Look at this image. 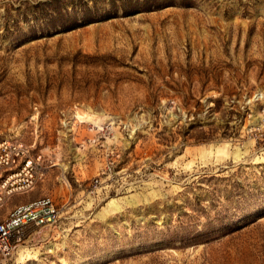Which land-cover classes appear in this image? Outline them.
Masks as SVG:
<instances>
[{"label": "rangeland", "instance_id": "1", "mask_svg": "<svg viewBox=\"0 0 264 264\" xmlns=\"http://www.w3.org/2000/svg\"><path fill=\"white\" fill-rule=\"evenodd\" d=\"M50 195L0 264H264V0H0V140Z\"/></svg>", "mask_w": 264, "mask_h": 264}, {"label": "built area", "instance_id": "2", "mask_svg": "<svg viewBox=\"0 0 264 264\" xmlns=\"http://www.w3.org/2000/svg\"><path fill=\"white\" fill-rule=\"evenodd\" d=\"M39 157L19 139L0 140V207L12 196L30 190L39 175ZM59 207L47 194L12 204L0 218V263L23 241L26 229L54 223Z\"/></svg>", "mask_w": 264, "mask_h": 264}]
</instances>
